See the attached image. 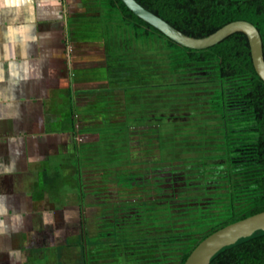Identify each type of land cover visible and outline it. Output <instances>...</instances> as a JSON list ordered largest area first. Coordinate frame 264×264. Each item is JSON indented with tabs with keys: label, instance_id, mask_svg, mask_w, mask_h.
<instances>
[{
	"label": "trees",
	"instance_id": "1",
	"mask_svg": "<svg viewBox=\"0 0 264 264\" xmlns=\"http://www.w3.org/2000/svg\"><path fill=\"white\" fill-rule=\"evenodd\" d=\"M137 1L194 37H208L229 23L247 21L264 39V0ZM99 5L106 27L103 57L134 66L140 80L150 68L148 73L158 80L123 86L127 92L137 90L140 99L136 106L129 105L136 115L124 127L109 123L77 130L73 122L75 131L99 134L93 149L73 141L79 205L90 215L82 227V264H90L91 228L110 231L114 240L106 243L120 252L147 242L168 245L170 253L159 256L157 264H184L214 232L264 211V79L244 33L195 49L137 16L123 0H99ZM131 124H149L158 158L147 159L143 150H135ZM94 158L100 159L97 165H92ZM134 167L147 171L142 184L152 178L148 175L154 172L148 170L158 167L168 169L173 182L182 185L155 195L132 191L127 195L131 203L116 192L118 199L109 205L95 198L109 195L115 182L108 180L96 188L98 192L85 185V173L114 176ZM184 214L188 219L181 230L174 223ZM211 264H264V229L226 246Z\"/></svg>",
	"mask_w": 264,
	"mask_h": 264
},
{
	"label": "crops",
	"instance_id": "2",
	"mask_svg": "<svg viewBox=\"0 0 264 264\" xmlns=\"http://www.w3.org/2000/svg\"><path fill=\"white\" fill-rule=\"evenodd\" d=\"M67 7V0H0V264H28V251L70 208L41 183L51 154L89 135L73 126L81 56ZM58 121L65 127L50 126Z\"/></svg>",
	"mask_w": 264,
	"mask_h": 264
},
{
	"label": "rangeland",
	"instance_id": "3",
	"mask_svg": "<svg viewBox=\"0 0 264 264\" xmlns=\"http://www.w3.org/2000/svg\"><path fill=\"white\" fill-rule=\"evenodd\" d=\"M67 5L70 18L68 27L72 40V47L74 46L75 49L73 50L77 52V55L81 56L80 61L74 64L75 66L80 64L81 68L76 74L75 79L77 80L74 84V88L77 90L74 101L78 108V120L76 121L78 129L81 130L84 127L94 129L109 123L124 127L128 118L136 115L134 111L130 110L131 108H128L129 105L136 106L140 99L136 95L137 90H130L127 92L123 89V86L156 82L158 76L155 77L152 73H148L150 71L149 68L144 71V77L140 80L134 66L123 64L120 61L114 64L111 61L112 59H105L103 57L106 49L104 44L106 27L103 22L99 0H67ZM67 121H69V119H65V122ZM50 126L58 130V128H64L65 124L58 121L56 124L51 123ZM130 128L133 132L132 137L134 138L133 146L135 150H143L144 156H146L147 159L158 158L159 151L157 141L155 136H151L149 133V124H143L142 126L131 124ZM139 131L143 133L142 137L144 139L139 137ZM88 134L89 135L86 136L83 134L84 136L82 137V134H77L74 142L76 141L78 144L82 143L83 146L89 145V148L93 149L96 141L99 139V134H97V132H88ZM140 140L141 142H139ZM108 142L110 143V141H107V143ZM69 148L67 153L62 151L61 153L51 154L49 160L44 164L45 173L48 176L45 177L44 173L43 179H41V183L43 187L46 188L45 190L47 193L51 194L53 198H58L62 206L65 207V205H70V208L65 207L66 213L64 215L68 214V218H66L67 221L59 228L62 232L57 236H54L53 231V234L47 236L44 234V237L42 235L37 239L36 245H33L34 249L28 251V257L30 258L28 264L83 263V251L80 246L81 236L83 235L80 212L81 206L79 205L78 192L76 189L78 183L76 180V149L74 145H71ZM97 149L96 147V150ZM99 161V158H94L93 162L95 163H92V165H97L96 163ZM58 164H60L59 168H56ZM74 167L75 170H73ZM56 170L58 174L55 177L54 171ZM167 170L168 169L164 171ZM65 171L69 174H65ZM148 171L154 172L153 169H149ZM146 174L147 171H140L135 169V167L124 172L114 173V176L112 173L109 175H86L85 173V185H91V188L87 187V189L92 190L93 188L92 191L95 190V192H98L99 190L97 191L96 188H101V186L104 187L103 185L109 183L108 180L111 179V183L115 182L117 184L116 187L112 189L111 192L107 190L108 192L106 193L109 195H98L99 198H95V200H106L107 205H109L108 203L112 202V200L118 199L116 192H120L121 195L125 196L123 198L128 201L127 203H131L132 197L130 198L127 195H130L132 191L143 195H155L153 193L161 192L159 190L160 186L151 184L156 182V180L153 179L156 176H152L146 185L142 184L143 179L147 178V176H145ZM165 181L166 180H160L159 182ZM176 185L179 188L182 184L177 182ZM162 186L164 185H161V187ZM92 191H90V193ZM100 196L103 197L101 198ZM128 199L131 200L129 201ZM72 215H75L74 218H72ZM51 218L53 222H55L53 216ZM187 219L188 216L185 214L181 217H177L175 218L177 222H175L174 225L182 230ZM50 225H53V227L55 226L54 224ZM94 229L95 230L91 228L92 234L90 235L93 239V245L88 247L90 264H125V258L129 260V264H157L159 263V256H164V254L168 256L170 253L168 245L158 247L157 245L153 246L151 242L129 245L126 248L128 250L120 252L121 248L116 249L115 246L106 243L114 240L110 235V231L99 232L96 231V228ZM166 231H168V229ZM97 237L101 238L99 239L100 241H97ZM160 249L162 250L160 251ZM171 251L173 253L172 249Z\"/></svg>",
	"mask_w": 264,
	"mask_h": 264
},
{
	"label": "water",
	"instance_id": "4",
	"mask_svg": "<svg viewBox=\"0 0 264 264\" xmlns=\"http://www.w3.org/2000/svg\"><path fill=\"white\" fill-rule=\"evenodd\" d=\"M123 2L137 16L161 30L168 37L186 45V47L208 48L235 33L246 34L251 41L255 66L264 79V39L258 27L253 23L235 21L208 37H194L182 32L137 0H123ZM261 229H264V211L231 223L214 232L196 246L184 264H211L214 256L226 246L234 244L242 237L250 236Z\"/></svg>",
	"mask_w": 264,
	"mask_h": 264
},
{
	"label": "flooded vegetation",
	"instance_id": "5",
	"mask_svg": "<svg viewBox=\"0 0 264 264\" xmlns=\"http://www.w3.org/2000/svg\"><path fill=\"white\" fill-rule=\"evenodd\" d=\"M154 170V173H152V174H149L148 176H156L155 178H154V180H156V184H154V185H158V186H160L161 187V185H164V186H162L159 190L160 191H166V190H169V188L168 187H170V186H172V185H174V184H177V182H173V178H175V177H173L172 176V172H170V171H164V169H162V168H154L153 169ZM155 171H158V172H155ZM158 176V177H157ZM160 180H166L165 182H159ZM158 181V182H157ZM164 187V188H163ZM171 189V188H170ZM66 212V211H65ZM80 212H81V222H82V227L84 226L85 227V225H86V220H87V218H89V214H88V210H86V209H83L82 207H81V209H80ZM75 216V215H74ZM74 216L72 215V218H74ZM66 218H68V214L67 215H63V217L61 218V220L58 222V224H57V227L56 228H54L55 230H54V236H57L58 234H60L62 231L59 229L61 226H62V224H64L67 220H66ZM49 230V229H48ZM48 230H45V232H43V237H44V234L47 236V235H51V232L50 231H48ZM53 232V231H52ZM53 234V233H52Z\"/></svg>",
	"mask_w": 264,
	"mask_h": 264
}]
</instances>
